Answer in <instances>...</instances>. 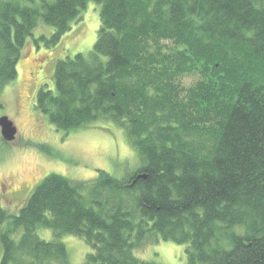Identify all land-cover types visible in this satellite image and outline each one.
<instances>
[{
	"label": "trees",
	"instance_id": "1",
	"mask_svg": "<svg viewBox=\"0 0 264 264\" xmlns=\"http://www.w3.org/2000/svg\"><path fill=\"white\" fill-rule=\"evenodd\" d=\"M90 1L0 0V94L40 22L54 33L35 41L54 46ZM93 1V48L59 59L35 105L65 131L122 127L142 165L50 173L18 213L0 206L1 264H72L68 234L92 248L82 264H162L135 254L160 240L187 264H264V0Z\"/></svg>",
	"mask_w": 264,
	"mask_h": 264
},
{
	"label": "rangeland",
	"instance_id": "2",
	"mask_svg": "<svg viewBox=\"0 0 264 264\" xmlns=\"http://www.w3.org/2000/svg\"><path fill=\"white\" fill-rule=\"evenodd\" d=\"M100 11V4L91 0L80 21L54 46L35 41L42 35L49 39L54 33L53 26L41 21L22 50L18 78L0 94V116H8L18 127L17 137L12 142L2 138L0 128V206L11 213L20 211L33 188L50 173L89 182L100 170L123 178L142 165L139 152L122 127L99 122L65 131L53 125L35 105L42 86L54 87V71L59 59L93 48L101 25ZM198 77L194 72L189 73L182 78V83L190 85ZM41 145L48 146L52 154ZM38 233L47 240L55 238L50 229L39 228ZM61 241L67 245L72 264H82L92 251L79 236L64 235ZM182 245L160 240L137 249L135 254L143 260L162 264H187L186 245ZM3 253L0 241V264Z\"/></svg>",
	"mask_w": 264,
	"mask_h": 264
},
{
	"label": "water",
	"instance_id": "3",
	"mask_svg": "<svg viewBox=\"0 0 264 264\" xmlns=\"http://www.w3.org/2000/svg\"><path fill=\"white\" fill-rule=\"evenodd\" d=\"M13 120L8 116H0V128L2 133V138L8 142H12L16 139L18 134V127Z\"/></svg>",
	"mask_w": 264,
	"mask_h": 264
}]
</instances>
